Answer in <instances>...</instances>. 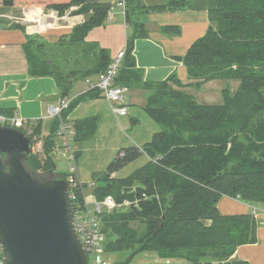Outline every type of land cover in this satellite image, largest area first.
<instances>
[{
  "label": "trees",
  "instance_id": "obj_1",
  "mask_svg": "<svg viewBox=\"0 0 264 264\" xmlns=\"http://www.w3.org/2000/svg\"><path fill=\"white\" fill-rule=\"evenodd\" d=\"M0 6H41L61 16L73 9L71 14L85 16L55 42L28 34L24 44L29 74L53 77L63 97L68 96L71 80L97 75L109 65L106 48L87 42L86 37L95 27L106 24L111 2L0 0ZM186 6L207 8L210 20L207 32L179 56L190 80L237 79L240 87L234 94L225 88L221 104H205L182 88L185 84L176 73L156 84L146 109L161 130L141 147L122 149L101 176L107 182L95 189L100 200L113 195L119 203L124 199L139 202L138 207L101 214L105 250L130 251V259L142 251H155L168 260L165 264H251L232 256L238 246L257 241L255 214H222L218 203L223 196L264 203V0H168L145 7V11H174ZM140 8L144 9L138 0H127L129 22ZM143 26L136 22L128 38L118 83L129 86L143 81L133 55L135 40L148 36ZM85 45L97 49L96 57L76 67L63 66L50 56L54 49H81ZM86 93L81 98L101 96L99 91ZM79 100L74 98L64 118ZM51 124L45 154H33L30 160L38 170L56 169L53 152L58 121ZM42 125L37 124V129ZM73 125L75 141H83L96 133L98 118L78 120ZM77 154L79 157V150ZM142 154L151 160L128 177L111 178ZM131 186L133 191H125Z\"/></svg>",
  "mask_w": 264,
  "mask_h": 264
},
{
  "label": "crops",
  "instance_id": "obj_2",
  "mask_svg": "<svg viewBox=\"0 0 264 264\" xmlns=\"http://www.w3.org/2000/svg\"><path fill=\"white\" fill-rule=\"evenodd\" d=\"M103 1L114 4L116 0ZM167 2L168 0H138L144 9H136L131 14L130 22L122 8L115 6L112 18L108 17L105 25L95 27L86 37L87 42L106 48L108 53L111 49L109 55L112 59L126 46L129 36L135 31L136 22L143 23V28L148 33L147 37H139L135 40L133 55L136 66L142 72L143 81L129 85V91L125 93V104L128 107L126 115L116 113L112 103L105 97L81 98L87 94L85 77L81 85L76 84V78L71 80L68 96L80 97V100L67 114L69 122L74 124L89 117L98 118L94 136L75 142L76 149L80 151L76 174L85 184L86 196H88L87 192H90L93 199L97 198L95 189L100 186L99 180H104L102 174L120 151L128 147L143 146L161 130V126L146 109L158 82L176 73L185 84L182 88L195 99L197 96V101L205 104L223 103V90L230 88L229 82L222 78L194 83L189 78L184 62L179 59V56L187 53L195 40L207 32L210 25L208 9L186 6L174 11H145V7L163 5ZM11 7L13 8L11 14L25 8V6ZM32 10H28L27 15L36 11ZM38 10L39 15L33 19L40 22L38 28L42 30L48 23L40 19V9ZM4 14L5 12L1 13ZM80 16L82 18H77V23L85 20L84 15ZM19 24L24 26L25 30L17 26ZM27 28L28 26L26 27L19 20L14 19L12 22L0 20V111L7 114L16 113L22 118L29 119L47 116L48 106L57 104L62 95L53 77H37L29 74L24 44L28 34L33 32ZM71 28L72 26H66L57 30L67 29L68 32ZM177 28L180 32L175 33L174 30ZM63 32L51 29L47 30L45 36L56 40ZM240 83V80L231 79L232 94L237 92ZM51 123L52 121L48 120L43 124L46 134L52 129ZM150 160L148 155L142 154L135 161L112 173L111 178L128 177ZM92 182L95 183L94 186ZM218 208L222 214H255L258 220L257 241L238 246L232 257L251 264H264V203L223 196ZM167 262L168 260L165 259V263Z\"/></svg>",
  "mask_w": 264,
  "mask_h": 264
},
{
  "label": "water",
  "instance_id": "obj_3",
  "mask_svg": "<svg viewBox=\"0 0 264 264\" xmlns=\"http://www.w3.org/2000/svg\"><path fill=\"white\" fill-rule=\"evenodd\" d=\"M33 142L0 125V248L5 264H90L76 228L66 174L38 170ZM133 186L125 191H133Z\"/></svg>",
  "mask_w": 264,
  "mask_h": 264
},
{
  "label": "built area",
  "instance_id": "obj_4",
  "mask_svg": "<svg viewBox=\"0 0 264 264\" xmlns=\"http://www.w3.org/2000/svg\"><path fill=\"white\" fill-rule=\"evenodd\" d=\"M115 6L122 8L126 14L127 0H116L109 11V18H112V9ZM128 44L121 49L111 59L107 68L97 74V79L92 76L86 77L87 92L99 91L102 97H105L112 103L113 110L120 114L126 115L128 107L125 104V93L129 91V86L117 82V77L121 68L124 66V60L127 54ZM75 97L62 96L57 104L48 106L47 116L40 118H22L16 113L7 114L0 111V125H6L18 128L30 136L33 142V154L44 155L46 149V139L48 134L45 133L42 125L41 130L37 129V124H44L46 121L57 120L58 124L55 129L57 139L56 151L64 156H68L72 161L70 172L67 174L69 184V196L72 202L73 217L76 228L79 232L84 248L88 254L90 264H112L103 254V242L105 233L102 226L101 214L104 211L112 212L119 207L139 206L138 200L124 199L118 202L113 195H107L103 199L94 201L95 208L89 210V202L86 200L85 184L77 176L78 150L75 145L76 130L74 125L64 118V113L70 108ZM95 183L92 182V186ZM0 264H5L1 255Z\"/></svg>",
  "mask_w": 264,
  "mask_h": 264
},
{
  "label": "rangeland",
  "instance_id": "obj_5",
  "mask_svg": "<svg viewBox=\"0 0 264 264\" xmlns=\"http://www.w3.org/2000/svg\"><path fill=\"white\" fill-rule=\"evenodd\" d=\"M196 2V1H194ZM113 5V4H112ZM115 8V7H114ZM112 9V12L114 10ZM32 9H40V19L42 21L48 23V25L45 26L44 29H39L38 26L40 25V22L38 20H29L27 15L28 10L33 11ZM13 8L11 6H0V20H5L6 22H12L14 19L19 20L25 26L29 29L31 33L30 35L37 36L39 40H47L48 42H55L58 40V38L55 39H49L50 37H46L45 34L47 30L53 29L56 30V32H64L61 33L65 34L67 33V29H59L57 28H63V27H73L77 23V18H82V14L79 15H73L71 12L66 13L65 15L61 16L58 14L57 11L53 9H44L41 6H30L25 7L24 9L18 11L17 13H12ZM4 13V15H1V13ZM115 12V10H114ZM13 15V16H12ZM15 16V17H14ZM52 16H55L54 18ZM76 19V20H75ZM125 22V18H124ZM33 27V28H32ZM26 29V30H27ZM70 30V29H69ZM69 32V31H68ZM59 35V36H61ZM58 48V47H57ZM96 50L90 45H85L83 48L78 49H68L65 47H61L58 49H54L50 52V56L54 61H61L63 62V66H67L69 68L76 67L81 62H85L87 58H95L96 57ZM109 53L111 54V49H109ZM94 80L97 79V75L92 76ZM84 78L82 75H79L76 77V84L81 85L83 84ZM237 80V79H236ZM85 81V80H84ZM229 82L228 86L230 87V91L232 93V87H231V79L227 80ZM224 98V97H223ZM196 99L198 100L197 96ZM224 101V99H222ZM75 146V145H74ZM53 158L54 163L56 165V169L59 172H62L64 174H68L70 172V167L72 165V161L69 160L68 156H64L63 154L58 153L56 150L53 152ZM100 185H104L106 183L105 180H99ZM89 191V190H88ZM88 196H86V200L89 202V210L93 211L95 208L94 201L97 199H93L90 192H87ZM127 206H122L117 208L118 211L120 210H127ZM103 254L106 259H108L112 264H163L165 263V259L159 256L158 253L155 251H142L137 254H135L132 259L130 251H117V252H107L105 250V241L103 242ZM130 259V260H129Z\"/></svg>",
  "mask_w": 264,
  "mask_h": 264
},
{
  "label": "clouds",
  "instance_id": "obj_6",
  "mask_svg": "<svg viewBox=\"0 0 264 264\" xmlns=\"http://www.w3.org/2000/svg\"><path fill=\"white\" fill-rule=\"evenodd\" d=\"M39 15V10L37 9L35 12L29 14L28 19H33L35 16Z\"/></svg>",
  "mask_w": 264,
  "mask_h": 264
},
{
  "label": "bare ground",
  "instance_id": "obj_7",
  "mask_svg": "<svg viewBox=\"0 0 264 264\" xmlns=\"http://www.w3.org/2000/svg\"><path fill=\"white\" fill-rule=\"evenodd\" d=\"M35 10H37V9H35Z\"/></svg>",
  "mask_w": 264,
  "mask_h": 264
}]
</instances>
